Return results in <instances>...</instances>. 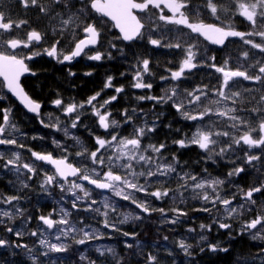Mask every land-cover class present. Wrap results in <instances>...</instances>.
Returning a JSON list of instances; mask_svg holds the SVG:
<instances>
[{"label": "snow or ice", "instance_id": "6c2138e0", "mask_svg": "<svg viewBox=\"0 0 264 264\" xmlns=\"http://www.w3.org/2000/svg\"><path fill=\"white\" fill-rule=\"evenodd\" d=\"M19 3L24 9L33 10L36 21L42 22L44 27L41 30L31 28L27 20L14 21L4 11H0V86L6 88L30 113L37 116L40 115L42 105L31 99L20 83V78L25 73L35 75L26 61L37 56L47 55L61 64L71 63L82 55L89 60L100 61L104 58L112 59L111 49L125 55L123 47L117 46L118 42L143 41L157 48L178 49L181 59L175 65V70L166 68L168 75L160 77L161 81L168 82L162 95L137 97L141 101H154L151 121L140 117L136 109H124L120 113L122 122L113 117L107 106L117 99L118 94L124 92L123 87H115L117 95L102 102L98 100L100 92L83 103L70 101L65 105L61 98H57L52 103L72 119L63 125L59 118H56L55 123L45 124L43 119L40 123L71 139L77 146L74 153L69 151L70 146L66 142L55 137L50 139L55 148L60 150L59 156L28 147L27 151L34 159L25 161L20 151L0 150V169L15 177L8 183L17 193H0V205L10 206L0 207V226H3L6 233L17 238L9 240L0 235V248L22 250L31 264H64V259H52L51 254L69 253L73 244L86 245L105 236L98 228L85 224L83 217L70 219L72 210L93 212L103 218L105 229L119 232L134 241L139 233L123 231L119 225L129 220H141L143 214L151 216L156 211L160 213L161 222L170 225L183 223L181 218L188 217L187 211L179 206L167 210L163 207H151V201L139 199L138 193L158 201L168 198L175 205L186 204L189 200L198 202L200 206L194 207L193 211L207 213L210 219V223L198 225L197 246L201 253L230 251V247L223 242L209 239L208 233L213 231L214 226L217 231H225L229 244L237 236L244 235H248L251 241L264 244V0H19ZM166 11L168 14H165ZM202 12L213 17L214 22H205ZM97 15L105 18L100 20L99 26L95 22ZM236 16L243 18L248 30L240 31L235 28L233 20ZM106 22H111L118 29V34L105 36L102 41ZM182 29H187L188 32H183ZM18 30H23L22 36L17 35ZM173 32L176 35L170 39L169 34ZM200 37L211 45L221 47L226 46L229 38H239L243 45L249 46L242 51L246 66L232 68L231 54L218 65L215 55L201 47ZM62 40L64 44H61ZM68 45L70 47L65 51V46ZM97 45L106 47L107 51L101 52ZM37 46L40 50H37ZM23 49H28V52L20 55L17 50ZM252 50H256L260 57ZM133 55L135 82L131 87L151 90L153 82H146L144 79L146 75L152 76L150 59L140 53L134 52ZM200 68L214 69L219 74L216 82L211 83V86L206 83L192 84L191 88L182 86L183 81L195 76L193 70ZM69 75L74 76L75 73L69 71ZM241 79L255 83L260 88H241ZM112 81L113 77L108 76L104 88H113ZM2 99L6 97L0 95V100ZM165 104L174 108L181 120L190 123L191 128L190 132L175 128L174 131L181 136L171 143L178 145L180 149L193 146L198 148L202 160L196 163H228L231 167L224 178L213 177L207 167L202 168L198 174L185 170L175 153L170 157L165 154L169 148L166 142L156 144L152 141V135L159 127L160 116L163 115L155 113L154 109L157 105ZM86 105L91 107V115L97 118V128L103 129L101 135L88 129L94 140L92 148L83 145L80 137L70 132V129H77L78 124H82L81 114H87ZM134 117L142 119V123H136ZM49 119H52L51 116ZM125 125L131 128L127 134L121 131ZM165 127L173 130L171 123ZM26 137L27 134L21 132L12 117L11 108H0V145L25 149L23 140ZM31 139L43 140L44 137L32 136ZM70 155L79 158L76 163L69 161ZM37 162L50 165L51 174L42 165L38 167ZM246 170L255 179L245 190L234 178ZM37 176L40 177L39 187L44 193L51 196L50 189L55 188L60 193V200L71 197L70 209L61 207L59 219L53 218L55 208L48 215H39L38 220L42 226L37 230H29L27 224L32 217L26 216L24 209L17 205L26 198L19 193L31 189L29 181ZM170 181L177 183L175 189L163 187ZM158 184L162 187H155ZM225 185L229 191H225ZM94 190L109 192L128 201L140 212H122L119 213L122 219L110 222V213H116L118 205L104 197L103 211L101 207H94L98 203L92 198ZM185 193L189 195L186 196ZM169 211L172 213L171 217L168 215ZM17 217H23L21 226H9L15 223ZM234 222L237 224L235 229ZM52 229L55 232L48 233ZM186 231L196 233L197 229L189 227ZM25 235L37 237L32 246L18 242ZM49 236L56 242H52ZM162 239L168 241L169 237L164 236ZM172 243L185 256L192 257L194 246L187 238ZM144 247L139 241H136L135 246L125 241V248L136 249L131 253L134 257L141 256ZM95 251L100 257H105V260V254H111V264H129V260L119 255L113 247L101 245ZM164 252L170 258L167 264H176L173 251L166 248ZM11 254L15 256L16 252ZM260 257H264V247L260 248L257 257L243 260L238 258L236 264H256ZM79 259L83 261L88 258L80 254ZM89 264H96V261L89 260ZM138 264L141 262L138 261ZM142 264H165V256L148 252L144 254Z\"/></svg>", "mask_w": 264, "mask_h": 264}, {"label": "flooded vegetation", "instance_id": "af4514ba", "mask_svg": "<svg viewBox=\"0 0 264 264\" xmlns=\"http://www.w3.org/2000/svg\"><path fill=\"white\" fill-rule=\"evenodd\" d=\"M0 11H4L6 15L11 16V18L14 21L27 20L31 28L41 30L44 27V24L42 22L36 21L34 11L24 9L22 5L19 3V0H0ZM165 14H168L167 11L165 12ZM201 15H202V18H204L205 22H214L213 17L209 15L206 16L204 12H202ZM101 19H105V18H101L97 15L95 22L97 23L98 26L100 24ZM247 30H248V25H247ZM182 31L188 32L187 29H182ZM243 31H246V30H243ZM117 34H118V30L111 24V22H106L105 27L103 29V35L101 37V40L103 41L105 36L111 37V36H116ZM17 35L22 36L23 30H18ZM175 35H176L175 32L170 33L169 38L170 39L174 38ZM237 40H240V39L239 38L229 39V41L226 42V46L231 41H237ZM50 42L51 40L49 39L48 43ZM199 42L201 44V47L205 48L211 54L215 55L216 63L219 65L220 58H221V51L226 49L225 48L226 46L221 47V46L211 45L210 43L204 41L202 37L199 38ZM61 44H64L63 40L61 41ZM126 45L138 46L139 53L143 55L144 57L150 59L151 61L150 69L152 72V76L149 77L146 75L144 79L146 82L148 81L153 82V88L151 90H147V89L141 90V89H135L131 87V85L135 82L133 79V74H134L135 69H133V71L128 74L125 73L124 68L126 65L125 64V59H126L125 46ZM117 46L123 47L125 55L122 56L120 52H118L116 49H111L112 59L104 58L100 61L89 60L87 59L86 56L82 55L81 57L74 59L71 63L65 62L61 64V63H58L55 59L48 57L47 55L37 56L31 61H26V63H28L29 65V68L32 70V72L35 73V75L31 74V75L23 77L21 79V83L23 87L26 90H28V87L26 86L27 79L29 77L36 78L38 74L42 75L44 69L48 66L50 69L52 68L53 69L52 71L56 73L57 75L66 74L69 77H76L77 75H81L82 77L90 76V75H85V73L90 72L91 75H93L95 71L99 68L106 70L108 66L112 68L113 67L115 68V66H117L119 68V71L117 72L114 71V72H111L105 75L102 86L99 87L100 90L98 92L101 93V96L98 98V100L102 102L103 100L110 98L112 95H117L114 90L115 87H123L124 92L118 94L117 99L115 101H112V103L107 106L108 109L111 110L113 117L116 120L122 122L120 113L124 109H129V110L136 109L137 112L140 114V117H146L149 121H151L152 116H153L154 101L147 100V99L141 101V100H138L137 97L140 95L151 94L154 96H160L163 94V88L167 85L168 82L161 81L160 77L168 75V72L165 71L166 68H173V70H175V65L181 59L179 50L178 49H168V48H163V47L157 48L143 41L123 42L122 44L118 42ZM68 47H70V45L65 46L64 50L67 51ZM97 47L100 48L101 52L107 51L106 47H100L99 45H97ZM246 47L248 48L249 46L246 45ZM37 50H40L39 46H37ZM17 51L20 53V55H24L28 52V49L17 50ZM85 51H88V50L86 49ZM45 63L47 64L45 65ZM103 70L102 72L106 73L107 70L106 71H103ZM69 71L74 72L75 75L74 76L69 75ZM193 71L195 72V76L191 77L187 81H183L182 86L191 88L192 84H200V83H206L211 86V83H215L217 77L219 76V74L216 73L214 69H211V68H200V69L193 70ZM122 73H124L125 75H121ZM108 76L113 77L112 84L114 85V87L105 89L104 85L106 83V79ZM245 82H246L247 88H251V89L260 88V86L255 83L244 81V83ZM172 83H176V82H172ZM0 84L2 85L1 80H0ZM94 94L95 93H92L86 97H78V96L75 97L68 93L59 91V92H56L55 97L49 100L47 98L39 99V100L34 99L35 101L39 102L42 105L39 116H37L36 114H30L26 112L23 108H21V106L11 96L10 97L14 100L13 102H15L16 105L24 111L23 113H20L19 112L20 110L17 108V106L12 105L11 102L8 101V98L0 100V102L3 103V106H1V108L10 107L12 111V117H14L15 122L20 128L21 132L27 134V137L23 140V143H25L26 145L25 149H18V148H14L11 146L5 147V146L0 145V150L6 151V152L7 151H20L25 161L34 159L30 157V154L27 151L28 147L32 148L35 151H48V152H52L54 156H59L61 155L60 150L55 148V145L51 143V139H50L51 137H55L57 140L66 142L70 146L69 151L71 153H74V151L77 149V146L73 144L71 139H69L68 137H65L62 132H58L54 130L52 127H44L40 123V120L43 119L45 124H51V123L56 122V118H59V121L61 122L62 125L67 124L72 119V117L62 112L60 108H58L56 105L52 103V101L57 98H61L64 101L65 105L70 101L77 102V103H83V102H86L87 99ZM7 95L9 96L8 93ZM147 103H149L150 112L147 109H143V107L147 106ZM97 107L99 108V104H97ZM169 107L170 106L167 104L162 105V106L157 105L154 109V112L159 113L163 111L164 109H168ZM172 109L175 111L174 108ZM140 110H143V111L141 112ZM86 113L87 114H84V113L81 114L82 124H78L77 129H70V132L77 134L80 137V140L82 141L83 145L87 146L88 148H92L94 144V140L90 136L88 129H90L91 132L95 133L96 135H101L103 133V129L97 128V118L94 115H91L90 106L86 105ZM176 115L180 117L177 113ZM49 116H51L52 118L51 120L49 119ZM134 119L136 118L134 117ZM141 120L142 119H136V123L138 124L141 123ZM30 121L32 125H34V122H35L36 125L39 127L33 126L34 128H32ZM84 126H87V128ZM121 131L124 134H127L128 132L131 131V128L125 125L124 128L121 129ZM32 136H40V137H44V139L43 140L41 139L33 140L31 139ZM193 147L196 148L195 146ZM78 159L79 158H75L74 155H70L69 157V161L72 163H76ZM41 165L46 170H48L49 173L51 174L52 167L50 165L43 164V162H37L38 167ZM23 171L26 173V170H23ZM246 172L249 176H253L252 179H255L254 175L251 172H249L248 170H246ZM0 179L3 181L1 189H0V193H4L8 195L17 194L16 190L8 183L9 180L15 179V177L11 173L5 172L4 170L0 169ZM39 183H40V177L39 176L33 177V179L29 181V184L31 185V189H25L19 193L20 195L25 196L26 198L23 199L17 206L24 209L26 216L30 215L32 217L31 221L27 224V228L29 230H37L39 227L42 226L41 222L38 220L39 215L41 214L48 215L49 213H52V210L55 208L56 213L53 214V218L59 219V209L61 207L70 209L69 200L71 199V197H67L64 200H60L59 199L60 193L58 189H55V188L50 189V191L52 192V195L49 196L48 194L42 191V189L39 187ZM88 187H92V186L88 185ZM155 187L160 188L162 187V185H156ZM137 196L139 199L150 200L151 207H154V208H160L163 205H168L170 209L172 208V206L175 205L168 198L158 201L152 197H145L143 193H138ZM104 197L109 198L111 202L112 201H123L121 198L115 197L109 192H101V190H94L92 192V198H95L98 201L97 205H94V207H101V210L103 211L102 201ZM125 202H128V201H125ZM1 206H3L4 208L10 207L7 205L6 206L1 205ZM132 206L135 208L137 212H140V210L137 209L134 205ZM181 206H185V204ZM72 211H73V215L72 217H70V219H76L78 217H83L84 223L91 224L93 227L94 225H99L102 221L101 220L102 218H100V216L98 215H96V218L98 220H95V218H93L94 217L93 212H84V211H75V210H72ZM168 215L172 216V214H168ZM35 218H37V220H35ZM22 219L23 217H17L15 219V223L9 226H13L14 228L20 227ZM53 232H55V229L48 230V233H53ZM4 237L9 240L17 239L15 236L9 233H6ZM34 238H36L37 240V237H34ZM18 242L29 244L27 235L24 236L22 240H19Z\"/></svg>", "mask_w": 264, "mask_h": 264}, {"label": "trees", "instance_id": "16d2710c", "mask_svg": "<svg viewBox=\"0 0 264 264\" xmlns=\"http://www.w3.org/2000/svg\"><path fill=\"white\" fill-rule=\"evenodd\" d=\"M207 16V13H204ZM234 26L237 30H247L246 22L241 19V17L236 16L233 20ZM126 59H125V73L128 74L133 71L132 65L135 63V57L133 53H139V47L135 45H126ZM223 51H221V58L219 64L227 57L229 54L232 56V62L230 66L232 68L246 66L244 62V58L242 56V51L247 50L248 48L246 45H243L241 40L231 41ZM247 48V49H246ZM255 52L256 56L259 58L260 54L256 52V50H252ZM250 52V57L252 55ZM238 58V61H237ZM254 62V61H253ZM47 63H45L46 65ZM105 68V67H104ZM160 68V67H159ZM53 69L46 67L43 71V74H38L36 78L29 77L27 79V92L29 95L35 99H44L47 98L48 100L55 97L56 92H64L68 93L75 97H86L92 93H97L100 90V86H102L103 79L105 75L111 72L119 71V68L115 66L109 67L106 70L101 68L97 69L93 75L82 77L81 75H77L76 77H69L66 74L57 75L52 71ZM106 71L105 72H102ZM243 70V68H242ZM251 72V70H249ZM119 74V72H118ZM118 76V75H116ZM1 85V84H0ZM241 88H247L246 82L241 79L240 81ZM0 95L5 96L8 98V101L11 102L12 105L17 106L14 100L7 95L4 88L0 86ZM3 106V103L0 102V108ZM20 113L24 111L20 109ZM143 109H147L150 112L149 103L147 106L143 107ZM17 113V112H15ZM163 113L160 116L159 120V127L157 128L156 133L152 135V141L156 144L166 142L169 145L168 150L166 151V155L169 157L172 153H175L179 160L181 161V166L185 168V170L192 171L193 173H200L202 168L207 167L208 172L211 173L213 177H220L224 178L225 174L230 170L231 165L225 162H218L216 164H212L211 162H201L196 163L199 160H202V154L199 149L194 147L180 149L178 145L172 144L171 141L173 139H179L181 134L175 132V128H180L183 132H190V123L181 120L175 113L172 108L164 109L163 111L159 112ZM142 123V120H141ZM171 123L172 129L169 130L165 127L166 124ZM30 124L32 125L31 121ZM30 125V126H31ZM39 127L34 122V125L31 127ZM30 128V129H32ZM36 129V128H35ZM239 164V161H237ZM253 176H249L247 172L242 173L239 177H235V181L237 184L242 186L245 190L252 184ZM2 180L0 179V189L2 186ZM159 185V184H158ZM163 187H170L175 189L177 187V183L174 181H170L168 184L163 185ZM227 185H225V191H229ZM185 195H189L185 193ZM112 203L118 205L116 213H110L109 220L110 222L118 221L122 219V216L119 213H126L132 212L133 214H137L135 208L128 202L125 201H112ZM183 207L188 213V217H182L181 219L184 221L183 223H178L176 225H170L167 223L161 222V216L158 211L152 212L151 216L148 214H143V219L141 220H129L127 223L119 225V227L126 232L132 233H139L136 237V240H132L130 237H125L121 235L119 232H112L110 229H105L103 227L102 221L98 225L99 229H102V233H105L103 239L94 240L86 245H72V249L69 253H61L51 254L52 259H56L60 257L64 259V264H89V260L96 261V264H111V254L106 253L105 257H100L99 253L95 251L96 247L98 246H107L113 247L116 252L124 257L125 259L129 260V264H138V261L143 262L144 254L148 252H152L153 254H159L161 256H165V264L170 259L166 257L164 249H171L175 254L176 264H236L237 259L243 260L245 258L251 259L252 257H257L259 250L261 247H264L259 241H251L248 235L244 236H237L235 240H232L229 244L228 237L225 234L224 230L217 231L216 227H213V231L208 233L209 239L213 242L217 240L224 243L225 246L230 247V251L228 253L223 252H210L205 251L201 253L197 246V237L199 233L198 225L200 223L208 224L210 223V219L207 213L202 212H194V207H199L200 204L196 201L189 200L185 206L181 205H174ZM172 206V207H174ZM1 207V205H0ZM163 208L166 210L169 209L168 205H163ZM38 212V211H36ZM168 214H172L170 211ZM96 218V216L94 215ZM169 217H171L169 215ZM191 217L192 219H189ZM103 219V218H102ZM101 219V220H102ZM37 220V218H35ZM7 223V222H6ZM96 225H94L95 227ZM192 227L196 228V233H188L186 231L187 228ZM237 224L233 223V228L235 229ZM6 232L4 231L3 226H0V235L4 236ZM235 235V233H233ZM26 236V235H25ZM109 236L111 238H109ZM168 236V241H163V237ZM29 246H32L33 242L36 241V238L28 236ZM181 238H187L189 243L193 244L192 249V257L185 256L179 248L175 246L173 241H178ZM125 241L128 243H132L135 246L136 241L141 242V244L145 245L143 249V254L139 257H134L131 255L134 249H127L125 248ZM15 251L16 255L13 256L11 253ZM80 254H83L88 259L81 261L79 259ZM47 259V258H42ZM0 264H31L26 256L22 253L20 249H9V248H0ZM256 264H264V259L261 257L256 260Z\"/></svg>", "mask_w": 264, "mask_h": 264}, {"label": "water", "instance_id": "95a60500", "mask_svg": "<svg viewBox=\"0 0 264 264\" xmlns=\"http://www.w3.org/2000/svg\"><path fill=\"white\" fill-rule=\"evenodd\" d=\"M118 30V29H117ZM233 38H236V37H233ZM229 39H231V38H229ZM28 75H31V73H25L23 76H21V78H20V83H21V79L23 78V77H25V76H28ZM0 80L2 81V78H0ZM21 85H22V83H21ZM22 87H23V85H22ZM23 89H24V91L27 93V91H26V89L23 87ZM5 90H6V92L9 94V95H11V97L26 111V112H28V113H30L26 108H25V106L23 105V103L17 98V97H15L14 95H12L10 92H8V90L5 88ZM27 95L31 98V96L27 93ZM32 99V98H31ZM30 114H34V113H30Z\"/></svg>", "mask_w": 264, "mask_h": 264}, {"label": "rangeland", "instance_id": "374dc122", "mask_svg": "<svg viewBox=\"0 0 264 264\" xmlns=\"http://www.w3.org/2000/svg\"><path fill=\"white\" fill-rule=\"evenodd\" d=\"M1 207H3V206H1ZM3 208H4V207H3ZM94 215L96 216V214H95V213H94ZM100 218H102V217H100ZM95 220H98V219H97V218H95ZM95 228H98V229H99V226H98V225H96V226H95ZM99 231H100V232H103L101 228L99 229ZM53 233H54V232H53ZM49 238H51V239H52V242H54V243L56 242V241L54 240V238H52L51 236H49ZM261 258H262V259H264V257H261Z\"/></svg>", "mask_w": 264, "mask_h": 264}]
</instances>
